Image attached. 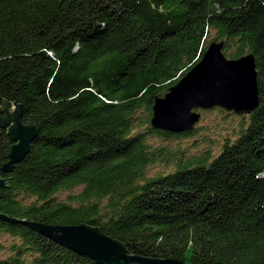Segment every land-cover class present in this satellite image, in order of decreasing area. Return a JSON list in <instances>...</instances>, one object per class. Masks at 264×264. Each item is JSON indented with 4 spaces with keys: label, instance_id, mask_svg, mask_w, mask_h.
I'll list each match as a JSON object with an SVG mask.
<instances>
[{
    "label": "trees",
    "instance_id": "obj_1",
    "mask_svg": "<svg viewBox=\"0 0 264 264\" xmlns=\"http://www.w3.org/2000/svg\"><path fill=\"white\" fill-rule=\"evenodd\" d=\"M213 40L227 58L253 54L258 105L211 108L221 123L201 151L153 143L197 132L154 129L152 106ZM5 102L36 136L2 175L0 213L85 223L131 255L264 264V0H0ZM2 234L0 264H102L24 224L0 219Z\"/></svg>",
    "mask_w": 264,
    "mask_h": 264
},
{
    "label": "water",
    "instance_id": "obj_2",
    "mask_svg": "<svg viewBox=\"0 0 264 264\" xmlns=\"http://www.w3.org/2000/svg\"><path fill=\"white\" fill-rule=\"evenodd\" d=\"M223 41H211L199 59L168 88L163 96H157L152 106L150 125L154 129L178 133L192 129L198 121L199 110L219 107L236 115L252 112L258 105L256 70L251 53L227 58L222 53ZM10 103H3L0 125L8 127L13 140L8 160L0 166V187L3 174L11 171L29 152L30 143L36 136L34 126L19 120L22 106L15 105L9 112ZM0 219L26 225L46 238L102 264H199L176 258H150L128 254L123 245L85 223L54 225L39 221L18 220L0 213ZM20 221V222H19Z\"/></svg>",
    "mask_w": 264,
    "mask_h": 264
},
{
    "label": "rangeland",
    "instance_id": "obj_3",
    "mask_svg": "<svg viewBox=\"0 0 264 264\" xmlns=\"http://www.w3.org/2000/svg\"><path fill=\"white\" fill-rule=\"evenodd\" d=\"M208 110V111H207ZM207 110H199L197 109L196 111L199 112V118L198 121L194 124V126H197V132H195L191 137H185L182 139H171L168 141H164L160 138H152V142L155 144H160V143H169L171 144V146L173 148H178V149H185L187 151H194V152H198L201 151L203 148L206 147V141L201 140V142H199L200 139L204 138V132L207 133L206 135H211L212 136V132L216 129L213 128L214 125H216L217 122H220V117H221V113L217 112V110H213L210 108ZM218 116H220L218 118ZM229 118V119H228ZM221 123V122H220ZM223 126H228V125H232V120L231 117H224V121L222 122ZM197 141V147L194 148L191 145H193L195 143V141L193 142V140ZM195 145V144H194ZM154 169L151 171V173H154ZM9 237L6 234H2L0 235V241L2 242H7L9 241ZM6 254V251H2L0 250V256H3Z\"/></svg>",
    "mask_w": 264,
    "mask_h": 264
}]
</instances>
